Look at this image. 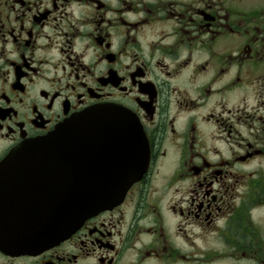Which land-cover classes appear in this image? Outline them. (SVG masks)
Listing matches in <instances>:
<instances>
[{"label":"flooded vegetation","instance_id":"af4514ba","mask_svg":"<svg viewBox=\"0 0 264 264\" xmlns=\"http://www.w3.org/2000/svg\"><path fill=\"white\" fill-rule=\"evenodd\" d=\"M91 109L136 119L147 171L0 264H264V0H0V226L71 175L9 156Z\"/></svg>","mask_w":264,"mask_h":264},{"label":"water","instance_id":"95a60500","mask_svg":"<svg viewBox=\"0 0 264 264\" xmlns=\"http://www.w3.org/2000/svg\"><path fill=\"white\" fill-rule=\"evenodd\" d=\"M12 156L39 158L23 163L31 171L71 174L48 177L54 185L43 190L41 204L27 207L15 218L12 215L0 226V249L12 254L37 251L66 239L87 218L119 204L150 163L149 144L140 124L125 112L107 109L87 110ZM11 164L8 159L1 163L0 174L10 173ZM9 181L0 176L7 196L13 194Z\"/></svg>","mask_w":264,"mask_h":264}]
</instances>
